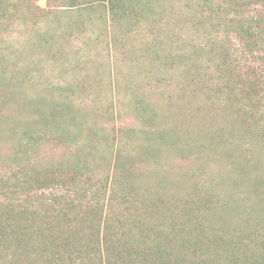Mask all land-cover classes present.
Returning <instances> with one entry per match:
<instances>
[{"label": "rangeland", "instance_id": "374dc122", "mask_svg": "<svg viewBox=\"0 0 264 264\" xmlns=\"http://www.w3.org/2000/svg\"><path fill=\"white\" fill-rule=\"evenodd\" d=\"M133 1L136 12L114 22L105 7L57 16L46 0H32L44 15L0 27V208L41 212L35 172L72 176L74 189L91 191L120 162L130 202L115 207L117 235L130 230L126 218L141 196L162 192L181 202L190 192L209 208L200 216L204 238L232 234L240 251L257 252L264 248V129L236 137L242 163L215 151L243 103L226 105L218 58L208 51L224 41L240 71L261 67L262 54L240 53L231 27L241 17L231 3ZM48 35L55 40L47 43ZM130 226L136 239L142 228Z\"/></svg>", "mask_w": 264, "mask_h": 264}, {"label": "trees", "instance_id": "16d2710c", "mask_svg": "<svg viewBox=\"0 0 264 264\" xmlns=\"http://www.w3.org/2000/svg\"><path fill=\"white\" fill-rule=\"evenodd\" d=\"M46 2L50 13L57 16H61L63 11H80L85 7L97 11L105 7L112 21L116 22L136 12V1L133 0ZM197 2L202 9H210L218 3L219 6L220 3H231L237 7V15L241 18L235 20L231 32L239 38L240 53L247 57L257 50L262 54L261 67L245 66L246 71H240L237 69L239 66L233 68L230 59L231 50L235 48L231 49L224 41H213L208 51L214 52L218 58L215 67L223 74L218 79H225V89L220 85L219 91L225 90L224 94L229 96L226 105L235 107V103H243L241 112L231 119L225 140L215 147V151L226 160L242 163L234 147L236 137L243 134L248 139L253 128L257 130L262 126L264 129V93L261 98L258 96L260 91L264 92V0ZM45 13L32 0H0V27H9L26 18L34 20L37 15ZM57 29L56 26L55 33ZM48 36L47 43L55 40L54 36ZM236 89H239L240 96L233 94ZM119 164H116L110 179L105 178L91 191L74 189L72 176L68 177L69 181H64L56 174L35 172L30 179L31 190L42 193L44 206L40 213L23 210L14 214L0 208V264H219L215 255L221 261L225 259L226 264H264V248L257 252L240 251V242L232 234L230 240L219 235L204 238L200 228L204 218L200 220V216L204 213L209 215V208H204L200 196L194 197L185 190L189 199L181 202L164 199L162 192L157 196L150 193L141 196L139 210L126 218L130 230L117 235L114 229L115 207L130 202L126 171L123 176ZM247 176L242 173L241 181ZM181 181V189H185L188 178L184 176ZM18 187L19 191L24 189L23 184ZM189 187L198 193L201 189L196 184ZM4 188L1 182L0 189ZM31 190H28L29 195ZM189 201L192 202L189 204ZM171 205L180 213L177 222ZM130 224L134 225L133 229L142 228L136 239Z\"/></svg>", "mask_w": 264, "mask_h": 264}]
</instances>
